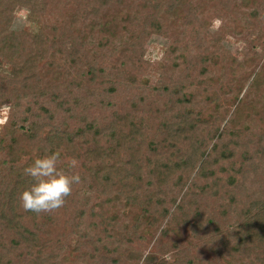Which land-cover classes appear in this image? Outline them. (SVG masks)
<instances>
[{
	"label": "trees",
	"instance_id": "trees-1",
	"mask_svg": "<svg viewBox=\"0 0 264 264\" xmlns=\"http://www.w3.org/2000/svg\"><path fill=\"white\" fill-rule=\"evenodd\" d=\"M81 1L74 11L67 12L60 28L52 30L55 33L52 38L56 39L57 35L58 41L50 42L32 18L28 30H11L15 10L26 9L35 14L38 0H0V56L3 58L0 63V106H8L7 126L0 132V264H60L54 253L56 243L50 244L48 235L51 226L68 212L71 216L65 219L66 222L84 243L88 238L91 240L83 230L85 221L99 220L102 223L104 235L95 239L98 248L90 250L82 264H212L190 260L191 241L185 242L187 254L186 246L178 237L183 236L180 230L188 236L203 233L214 222L218 224L222 217L236 219L235 228L230 231L236 237L235 241H228L231 236L227 234L223 241L219 239V243L213 240L215 237L211 240L207 237L208 242L204 244L202 241V244L209 248L218 244L223 254L238 256L236 260L222 258L225 264H245V258L250 255L242 252L254 244L263 256V259L259 257V262L264 264V132L257 137V144L250 146V151V147L241 152L237 144L229 146L230 141L225 142V138L241 139L237 131H245L233 128L232 114L226 121L224 118L219 121L224 125L212 129L211 133L207 131L203 137L199 131L216 124L208 125L191 111L185 112L186 98L176 97V107L180 111L172 118L169 132L183 139L189 149L179 151L175 145L168 147L164 146L165 142L150 140L147 145L151 150L145 161L139 157L143 147L140 131L145 120L126 125V118L136 105L128 99L127 89L138 83L136 76L143 66L144 43L152 33L169 34L171 25H167L166 18L170 15L189 20L184 14L191 10L187 1L143 0L145 5L140 10L130 13L128 8L127 16L119 22L99 15V9L89 6L90 0ZM208 2L227 7L230 0ZM122 6L124 2L118 7ZM86 30L93 32L81 35ZM28 35L46 50L43 48L40 54L26 51L22 39ZM115 37L118 39L115 44H102L103 40ZM214 41L218 44L220 40ZM178 44L179 40H176L171 53L179 51ZM90 46L95 48L90 49ZM88 48L89 53L86 52ZM57 53L59 64L49 63L51 77H45L37 64L46 57L43 54L56 58ZM86 57L92 58L91 61L84 63ZM180 58L183 59L184 55ZM106 60H111L109 66H106ZM60 64L67 65V70L52 71L54 65L59 68ZM187 65L188 69L192 67L194 70V63L187 62ZM258 76L259 71L254 74L250 90L258 85ZM103 78L101 84L106 85L107 90L103 97L108 100L103 101L101 95V102H97L100 95L94 94L92 87L94 82ZM98 88L103 90L101 85ZM166 90L173 97L179 95L178 88L168 87ZM159 92L165 93L163 90ZM115 95L119 97L121 111L116 103L109 101ZM123 95L128 99L125 111ZM262 114L264 120V103ZM248 140L251 144L254 139ZM221 143L223 148L219 147ZM55 151L61 153L58 167L68 175L79 173L81 182L73 185L64 206L54 212L36 214L23 210L18 195L31 183L23 169L37 156ZM176 151L181 156L180 161L174 163L175 168L166 166L162 153ZM66 158H75L78 168H68ZM135 160L145 166L136 164ZM127 167H131V174ZM172 169L188 173L182 195L187 198L190 194V199L199 195L201 200L194 203L195 212L187 213L186 207L182 208L183 198L177 199V193L182 191V187L177 191L182 180L173 183L170 178ZM122 172H125L123 178L113 184L124 189V199L116 195L107 200L115 205V214L107 217L104 211L101 216L96 215V210L102 211L93 203L88 205L90 196L97 193L100 186L108 188L115 179L113 173ZM134 175L138 177L127 184ZM143 175L154 177L155 189L149 188L153 184L144 187ZM126 184L130 193L125 192ZM107 204L105 201V206ZM130 209H134L136 215L130 226H123L120 213ZM173 225L176 239L169 241L166 237ZM141 230L144 233L160 230L145 256L142 251L144 236H139ZM160 245L166 246V252L171 250L170 260L157 257L156 250Z\"/></svg>",
	"mask_w": 264,
	"mask_h": 264
},
{
	"label": "rangeland",
	"instance_id": "rangeland-1",
	"mask_svg": "<svg viewBox=\"0 0 264 264\" xmlns=\"http://www.w3.org/2000/svg\"><path fill=\"white\" fill-rule=\"evenodd\" d=\"M153 1V0H152ZM187 4L191 8L189 13L185 12L186 19L178 18L175 15H170L166 18L167 25H171L168 29L169 34L152 33V35L144 43V54L141 57L142 64L139 68V74L136 76L138 83L136 86L127 89L128 99H131L136 105L132 107L129 112L126 125L129 123H139L141 119L145 120V124L140 131L142 138V149L140 152L141 158L146 161V156L151 150V146L147 145L148 141H160L165 142L164 146L170 147L175 145L179 148V151H187V143L183 139H179L177 135L169 132L172 124V118H175L179 114L180 108L176 107V97L186 98L187 110L191 111L196 116H199L201 120L208 123V125H214V127L206 128L200 132L201 136H205L211 133L212 129L224 125V122H219L221 119L226 121L233 115L235 124L233 128L237 127L243 131L239 132L238 137L232 139L225 138V142H229V146L233 144L240 147L241 152L247 150L255 143L257 137L264 132V120L262 119V103H264V0H230L228 6L221 7L220 5L209 4L208 0H186ZM81 0H38V4L35 9V14L29 13L26 9L17 8L13 14V31L28 30L31 24V18L35 20L36 27H41V32L47 35L50 42L56 40L59 37L56 35V39H53L52 32L54 29L60 28V24L64 21V17L67 12L71 13L78 7ZM120 2H124V6L118 7ZM88 5V4H87ZM86 5V6H87ZM142 5H145L143 0H90L89 6L99 9V15H106L113 21H122L127 16L128 8L129 12L140 10ZM124 7V9H123ZM123 10V11H122ZM122 11V12H121ZM144 16V15H143ZM114 17V18H112ZM116 17V18H115ZM34 24V23H33ZM122 24H120L121 26ZM91 30V29H90ZM86 30L81 35H90L93 31ZM111 31H114L112 29ZM116 32V31H115ZM177 39L174 38V35ZM119 34V33H118ZM68 33L66 32V36ZM219 39L218 44L214 41ZM179 40V51L177 53H171V47L175 45V41ZM23 45L26 51H32L35 53H41L44 48L40 42H36L32 36H24ZM118 39L109 38L103 40L102 44L110 46L112 43H116ZM94 49V46H90V49ZM56 49L58 50L57 46ZM89 48L86 49L89 53ZM46 48L43 49L45 51ZM42 51V52H43ZM184 55V61L180 58V55ZM41 61L38 62V69L45 77H51V68L47 65L54 62L59 64L57 59H60L58 53L56 58L47 54ZM51 55V54H50ZM214 57L210 62L208 61L211 56ZM88 56V55H87ZM51 57L53 59H51ZM91 57V55H90ZM195 57V61H193ZM84 58V63H88L91 59ZM215 58V59H214ZM3 58L0 56V63ZM187 62L194 63V70L188 69ZM106 66L111 64L106 60ZM204 63V64H203ZM5 64V62L3 63ZM61 65V64H60ZM6 68V67H5ZM5 68H2L3 70ZM8 68V67H7ZM11 68V66H10ZM67 65H61L56 68L54 65L52 71L57 73L67 70ZM9 69V68H8ZM5 69V70H8ZM263 69V70H261ZM76 71V68H72ZM259 71V76L256 79L258 85L255 89H249V85L252 83L254 74ZM77 72V71H76ZM2 78V77H0ZM103 79H99L94 82L92 87L93 93L100 95L97 102H101L104 96L106 85H102ZM101 85L103 90L99 89ZM175 87L179 89V95L173 97L166 88ZM158 90V91H157ZM164 91V94H160L159 91ZM102 95V97H101ZM127 96L123 95V107L126 110V103L128 102ZM241 99V100H240ZM108 99L103 97V101L107 102ZM240 100V101H239ZM109 101H113L117 104L120 111V100L117 95L109 98ZM99 106V105H98ZM8 120V106H0V132L7 126ZM133 120V121H132ZM218 121V122H217ZM229 130H232L231 128ZM249 138H253L250 144ZM196 139L198 136L196 134ZM222 147V143L219 145ZM139 149V148H138ZM137 149V150H138ZM251 147L249 148L250 151ZM134 152V151H133ZM177 153H162L164 154L166 166L174 167V163L180 161L181 156ZM138 158V157H137ZM153 159L156 160V155L153 154ZM170 160L171 162H168ZM136 161V160H135ZM136 164L145 166L140 161H136ZM78 168V167H77ZM109 169V167H107ZM129 174H131V167ZM125 173V172H124ZM113 173L115 178L110 182V186L98 188L99 193L92 194L89 199L88 205L93 203L96 209H101L102 212L96 210V215L101 216L105 211V216L111 217L115 213L113 209L115 205H111L107 200L114 198L113 196H119L120 199H124L122 194L124 189L121 187H114L113 182H117L122 179L123 174ZM172 175L170 178L173 183L181 178L180 185L177 191L182 187V191L177 193V199L183 198L182 208L186 207V212L196 211L195 202H200L199 195L192 196L191 199L182 195L183 184L188 176V173L181 172L180 169L171 170ZM125 175V174H124ZM144 177V187L148 184L152 190L156 188V183L152 175ZM112 177V178H113ZM138 176L134 175L129 180L130 184ZM127 184L124 185L125 192L130 193V189L127 191ZM129 187V186H128ZM95 191V190H94ZM197 191V190H196ZM122 196V197H121ZM185 197V198H184ZM105 201L108 203L105 206ZM187 201V202H186ZM188 201L190 206L188 205ZM182 202V201H181ZM185 202V203H184ZM81 207V206H80ZM198 207V206H197ZM89 208V206H88ZM129 209V207H128ZM127 211V210H126ZM122 221L120 224L131 225V220L136 215L134 209H130L127 212L120 213ZM123 215L125 218H123ZM71 214L68 212L66 215L60 218L57 224L51 226L48 240L50 244L56 243L54 253L59 257L60 264H82V260L90 255V250L96 249L95 239L101 238L104 235L103 228L99 220H87L85 221L83 230L90 235L83 242L79 234H76L75 229L71 228V225L66 222L65 219H69ZM236 220V219H235ZM233 219L221 218L218 220V224L215 222L207 228L203 233H199L195 236H188L186 232L180 229H175L183 235L180 238L181 242L186 246V252L188 254L187 244L185 242L191 241L192 245H189L188 257L190 260L204 261L212 264H225L223 259L226 257L235 259L238 256H232V254L222 252L220 246L207 247L202 244L208 242V238L215 240L219 243V239L224 240L225 236L229 234L231 237L227 238L231 243L235 241L236 237L232 235L230 231L235 228ZM108 221V220H107ZM119 224V225H120ZM121 226V225H120ZM174 226L171 228V233L166 239L173 241L176 239L174 234ZM122 227V226H121ZM187 228V227H186ZM139 236H144V245H142V251L144 256L150 252L154 241L158 238L160 230L154 233H144L140 231ZM131 236V234H130ZM208 237V238H207ZM263 240V239H261ZM229 242V244H230ZM255 241L253 240V243ZM142 243V242H141ZM87 244V245H85ZM162 244V243H161ZM156 245V243H155ZM166 246L160 245L156 250L158 258L170 260V252H166ZM248 249V248H247ZM158 251H160L158 253ZM244 254H249L248 258H245V264H260L259 257L263 259L261 253L256 249V246L252 244L249 250L243 251ZM223 258V259H222ZM240 264V263H237Z\"/></svg>",
	"mask_w": 264,
	"mask_h": 264
},
{
	"label": "clouds",
	"instance_id": "clouds-1",
	"mask_svg": "<svg viewBox=\"0 0 264 264\" xmlns=\"http://www.w3.org/2000/svg\"><path fill=\"white\" fill-rule=\"evenodd\" d=\"M61 161L59 151L37 156L23 169L25 176L31 179L27 188L18 195L20 207L36 214L50 213L64 206L71 195L73 185L79 184V173L66 174L58 167ZM67 167H78L75 158H66Z\"/></svg>",
	"mask_w": 264,
	"mask_h": 264
}]
</instances>
